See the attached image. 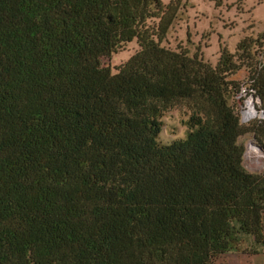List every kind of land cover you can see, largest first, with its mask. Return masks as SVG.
<instances>
[{
	"label": "trees",
	"instance_id": "1",
	"mask_svg": "<svg viewBox=\"0 0 264 264\" xmlns=\"http://www.w3.org/2000/svg\"><path fill=\"white\" fill-rule=\"evenodd\" d=\"M182 7L0 0V264L264 252V172L244 165L249 138L264 152V32L212 64L172 45ZM133 41L127 62L103 66ZM243 87L260 101L249 122ZM183 107L186 134L164 141V117Z\"/></svg>",
	"mask_w": 264,
	"mask_h": 264
},
{
	"label": "rangeland",
	"instance_id": "2",
	"mask_svg": "<svg viewBox=\"0 0 264 264\" xmlns=\"http://www.w3.org/2000/svg\"><path fill=\"white\" fill-rule=\"evenodd\" d=\"M171 1L174 0H162L166 5ZM182 6L179 19L169 34L172 45L182 43L192 53L199 47L205 60L212 64L217 63L222 45L234 52L244 36L256 37L264 32V0H182ZM188 40H191V43ZM137 49V43L133 41L119 54L102 58V64L104 67H119L127 62ZM245 79V73H240L239 81ZM248 99L249 97L246 98ZM250 103L247 106L245 104L247 117H260V113L256 111L257 105L255 104L254 108V102L252 106ZM186 110L189 108L175 109L164 117V141L186 134L183 124ZM244 165L251 173L264 172V152L254 138L246 141ZM250 243L249 240L247 244ZM224 264H264V252L252 254L243 249L233 251L226 255Z\"/></svg>",
	"mask_w": 264,
	"mask_h": 264
},
{
	"label": "built area",
	"instance_id": "3",
	"mask_svg": "<svg viewBox=\"0 0 264 264\" xmlns=\"http://www.w3.org/2000/svg\"><path fill=\"white\" fill-rule=\"evenodd\" d=\"M248 97H249V99L246 100V98H248ZM238 100H239V102L242 105L241 112H242V118H243V121L244 122H249L250 120H252V119H254V118L257 117V116L256 117H253V115H252L250 117H253V118H250V117H247V115H246L247 109L245 108V104L247 106L251 100L255 102V104L257 105L258 108H259V104H260L259 99H257L254 95L249 94V90L248 89H246L245 87H243L241 93L238 95ZM257 107H256V111L259 112V109ZM260 116H262V113H260ZM248 118H250V119L247 120Z\"/></svg>",
	"mask_w": 264,
	"mask_h": 264
},
{
	"label": "bare ground",
	"instance_id": "4",
	"mask_svg": "<svg viewBox=\"0 0 264 264\" xmlns=\"http://www.w3.org/2000/svg\"><path fill=\"white\" fill-rule=\"evenodd\" d=\"M250 102H251L250 104H251V106H252L254 101L251 100ZM254 108H255V102H254ZM249 111H250V110H249Z\"/></svg>",
	"mask_w": 264,
	"mask_h": 264
}]
</instances>
